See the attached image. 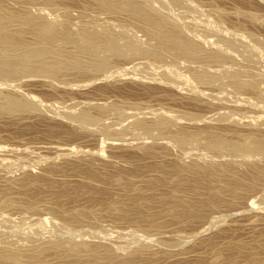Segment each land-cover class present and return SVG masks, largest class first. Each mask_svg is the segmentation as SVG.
<instances>
[{"label":"rangeland","instance_id":"rangeland-1","mask_svg":"<svg viewBox=\"0 0 264 264\" xmlns=\"http://www.w3.org/2000/svg\"><path fill=\"white\" fill-rule=\"evenodd\" d=\"M19 1L3 0L9 11L69 22L72 33L86 26L112 29L123 48L127 42L144 49L156 44L133 16L104 11L92 0ZM150 3L223 58L201 62L167 54L159 61L125 49L128 55L113 58L101 72L0 76V99L15 94L37 103L28 112H0V242L38 251L18 252L25 263L64 264L72 244L82 257L71 258L74 264L264 263V152H219L206 136L180 146L172 136L184 130H217L236 141L264 136V0ZM23 37L33 40L28 31ZM62 42L56 44L72 50ZM196 71L216 79L198 80ZM237 79L254 82V91H235L229 84ZM82 111L91 121L80 119ZM165 117L171 126L164 134L138 125ZM191 164L216 170L209 176L190 170Z\"/></svg>","mask_w":264,"mask_h":264},{"label":"bare ground","instance_id":"bare-ground-1","mask_svg":"<svg viewBox=\"0 0 264 264\" xmlns=\"http://www.w3.org/2000/svg\"><path fill=\"white\" fill-rule=\"evenodd\" d=\"M6 1V0H5ZM21 1V0H20ZM19 1V2H20ZM44 3H48V5L54 4V0H42ZM57 1V0H56ZM96 2L99 7H102V10L104 8V11L112 12V13H128L131 16H133L138 22H140L139 27H142L143 30L147 33L150 38L154 39V42L156 41V44L153 46V48L144 49L139 47L134 42H127L125 45L126 48H123L124 46H120V41L118 43V37L115 33L109 31H97L94 29H91L90 27L87 28L84 27L83 29L79 30L76 33H72L67 24L65 22L59 23L54 20H47L42 17H36L32 14L24 13L25 11L19 10L17 12L16 10L13 12V10L9 11L7 10L5 3L3 0H0V76L5 78H13L17 77V75H22L19 73L26 72V73H40L50 76L51 78H54L55 76L59 75L60 73L64 71H81V72H90V71H96L101 72L109 68L112 64V59L115 57H124L128 55L125 51V49H128L129 51H134L132 53L137 52L139 55H142L144 57H149L155 60H162L164 56L167 54H176L184 59H191L195 60L198 59L201 62L204 61H210V60H220L223 58L222 53L220 51L216 50H207L205 49L200 43L196 42L193 38H190L188 35H186L183 25H180L178 22L174 21L172 18H170L167 14L161 12L159 9L155 8L151 3L145 0V2L140 1H133V0H92ZM167 1V0H166ZM189 1V0H188ZM163 2V1H162ZM173 2V1H172ZM187 3V2H186ZM164 4V3H163ZM201 4V3H200ZM185 5V4H184ZM196 5V4H195ZM46 6V5H45ZM157 6V5H156ZM169 6V5H168ZM172 6V5H171ZM170 7V6H169ZM184 7V6H183ZM168 9V8H167ZM189 9V8H188ZM192 9V8H191ZM43 10V9H42ZM170 10V9H169ZM180 10V9H179ZM178 10V11H179ZM214 10V8H213ZM219 10V9H218ZM21 11V12H20ZM39 11H41L39 9ZM174 11V10H173ZM64 12V11H63ZM200 12V11H199ZM215 12V11H214ZM178 13V12H177ZM196 13V12H195ZM198 13V12H197ZM218 13V12H217ZM219 13L225 14L223 10H219ZM218 13V14H219ZM238 13V12H237ZM40 14V13H39ZM217 14V15H218ZM244 14V12H243ZM114 15V14H113ZM121 15V14H120ZM129 15V16H130ZM180 15V14H179ZM184 15V14H183ZM112 16V15H111ZM127 16V15H126ZM194 17V16H193ZM59 18V17H57ZM126 18V17H125ZM128 18V17H127ZM220 18V17H219ZM69 19V18H68ZM221 20V19H220ZM223 20V19H222ZM226 20V19H225ZM255 20V19H254ZM66 21V20H65ZM221 22V21H219ZM190 23V22H188ZM90 24V23H89ZM207 24V23H206ZM214 24V23H213ZM71 25V24H70ZM187 25V24H186ZM189 25V24H188ZM211 25V24H210ZM223 25V24H222ZM84 26V25H83ZM89 26V25H88ZM15 30H13L14 28ZM93 27V26H92ZM107 27V26H106ZM117 27V26H116ZM205 27V26H204ZM207 27V26H206ZM205 27V28H206ZM13 28V29H12ZM74 28V27H73ZM96 28V27H95ZM199 28V27H198ZM210 28V27H209ZM222 28V27H221ZM117 29V28H115ZM202 30V29H201ZM230 30V29H229ZM30 32L33 36V40L31 42L26 41L23 37L24 34ZM225 31V30H224ZM246 31V30H245ZM26 32V33H25ZM115 32V31H114ZM228 32V31H227ZM236 32V31H235ZM244 32V31H243ZM251 32V31H249ZM190 33V32H189ZM118 34V33H117ZM217 34V33H215ZM219 34V32H218ZM225 34V33H224ZM252 34V33H251ZM255 35V34H254ZM222 36V35H221ZM257 37V36H256ZM224 39V38H223ZM29 40V39H28ZM222 40V39H221ZM226 40H228L226 38ZM230 40V39H229ZM58 41H63L69 46L72 45V50H69V47H62L58 46ZM62 42V43H63ZM126 43V42H125ZM232 45L233 42L231 41ZM231 43L229 42V45L231 46ZM261 43V42H260ZM138 44H140L138 42ZM219 44V43H218ZM224 44V43H223ZM228 44V43H227ZM249 44V43H248ZM255 44V43H254ZM63 45V44H62ZM212 46V45H211ZM143 47V46H142ZM69 48V49H68ZM219 48V47H218ZM229 51V50H228ZM137 54V55H138ZM228 54V53H227ZM226 54V55H227ZM243 54V53H242ZM261 54V53H260ZM233 56V55H232ZM234 57V56H233ZM178 58V57H177ZM179 59V58H178ZM246 60V59H245ZM167 61V59H166ZM212 62V61H211ZM191 63V62H190ZM117 64V63H116ZM142 64V63H141ZM148 64V63H147ZM156 64V63H155ZM172 64V63H171ZM178 65V64H177ZM180 65V64H179ZM114 66V65H113ZM248 66V65H247ZM112 67V66H111ZM203 67V66H202ZM204 68V67H203ZM208 69V68H207ZM213 70V69H212ZM110 70H108L109 72ZM201 71V70H200ZM210 71V70H209ZM154 72V70H153ZM232 72V71H231ZM251 72V71H250ZM104 73V72H103ZM171 73V72H169ZM194 76L198 80L206 81V82H212L215 81L216 75L213 73H204V72H194ZM254 73V72H253ZM256 73V72H255ZM66 74V73H65ZM213 74V75H212ZM236 74V73H235ZM239 74V73H238ZM25 75V74H24ZM193 75V74H192ZM228 75V74H227ZM221 76V75H219ZM46 77V76H45ZM236 77V75H235ZM238 77V76H237ZM261 77V76H260ZM25 78V77H24ZM188 78V77H187ZM220 78V77H219ZM231 78V77H230ZM239 78V77H238ZM259 78V77H258ZM3 79V78H2ZM59 79V78H58ZM191 79V78H190ZM51 80V79H50ZM240 79L234 80L229 84L231 85V88L234 86L236 90H240L242 88L246 89H252L254 91L255 84L251 82H242L238 81ZM243 80V79H242ZM12 81V80H11ZM187 81V80H186ZM13 82V81H12ZM228 82V81H227ZM6 83V82H5ZM233 85V86H232ZM213 86V85H212ZM228 84L226 85V87ZM17 87V86H16ZM233 87V88H234ZM230 89V86L229 88ZM17 90V88H16ZM192 90V89H191ZM232 90V89H231ZM238 90V91H239ZM1 91V90H0ZM193 91V90H192ZM244 92V91H243ZM13 93V92H12ZM262 93V92H261ZM20 94V93H19ZM246 94V93H245ZM252 94V93H251ZM263 94V93H262ZM5 95V94H4ZM15 95V94H14ZM14 95H5L0 99V112H3L4 114H16L17 112L22 111H30V109H34L36 104L34 101L28 100L25 97L22 96H14ZM23 95V94H22ZM238 95V94H236ZM260 95V93H259ZM28 96V95H27ZM239 96V95H238ZM261 96V95H260ZM259 96V97H260ZM263 96V95H262ZM22 97V98H21ZM29 97V96H28ZM264 97V96H263ZM33 99V98H32ZM76 104V103H75ZM111 104V103H110ZM101 106V105H100ZM115 106V105H114ZM113 106V107H114ZM70 107V106H69ZM74 107V106H73ZM107 107V106H106ZM87 108V106H86ZM70 109V108H69ZM88 109V108H87ZM41 110V109H40ZM67 110V109H66ZM85 110V108H84ZM107 110V109H106ZM110 110V109H109ZM112 110V109H111ZM120 110V109H119ZM88 111V110H87ZM100 111V110H99ZM84 112V111H82ZM143 112V111H142ZM164 112V111H163ZM82 114V115H81ZM80 119L83 121L84 119L88 121H91L92 115L86 112L81 113ZM133 114V113H132ZM131 114V115H132ZM91 115V116H90ZM161 115V113H160ZM75 116V115H74ZM75 118V117H74ZM73 118V119H74ZM83 118V119H82ZM96 119V117H93ZM155 118V117H154ZM79 119V118H78ZM76 120V119H75ZM143 120V119H142ZM97 121V120H96ZM99 121V120H98ZM79 123V122H78ZM81 123V122H80ZM89 123V122H87ZM93 123V122H92ZM140 127L145 130H149L151 132V128L155 127L157 129L163 130V134L169 130L170 121L167 117L163 118L162 120L157 122H153L151 124L146 122H139ZM135 124V123H134ZM136 125V124H135ZM86 126V125H85ZM102 126V125H101ZM105 126V125H104ZM116 128V127H115ZM139 128V126H138ZM137 129V127H136ZM154 129V128H153ZM114 130V128H113ZM160 130V131H161ZM90 131V130H89ZM106 131V130H105ZM144 131V130H143ZM171 131V130H170ZM169 131V132H170ZM119 133V132H118ZM132 133V132H131ZM140 134V133H139ZM167 134V133H166ZM165 134V135H166ZM171 135V133H169ZM164 135V136H165ZM168 135V134H167ZM263 135V134H262ZM143 136V135H141ZM173 140H176V142L180 146H184L185 143H189L191 140L195 141L197 138L200 139L202 136H206V138L209 141V144L214 150L217 151H227L230 153H234L239 150L243 151L245 154L247 153H253V152H264V136H260L259 138L252 136H244L242 141H236L233 139L228 138L224 133L217 131V130H208V131H180L178 133L175 132L173 134ZM171 136V137H172ZM167 137V136H166ZM169 137V135H168ZM138 138V137H137ZM175 138V139H174ZM139 140V139H138ZM171 140V139H170ZM164 141V140H162ZM162 143V142H161ZM191 145V144H190ZM147 149V148H146ZM150 149V147H149ZM148 149V150H149ZM152 149V148H151ZM242 152V153H243ZM217 153V152H216ZM243 153V154H244ZM244 154V155H245ZM196 156V155H195ZM204 156V155H203ZM249 156V155H248ZM200 157V156H199ZM210 158V157H209ZM249 160V159H248ZM208 162V161H207ZM198 163V161H197ZM210 163V162H209ZM159 165V164H158ZM177 165V164H176ZM192 165V164H191ZM190 165V166H191ZM199 165V164H198ZM174 166V165H173ZM193 166V167H192ZM190 167V170H199L200 173H204L205 175H211L216 170V165L213 164H207V165H200L197 166L196 164L192 165ZM256 167V166H255ZM254 167V168H255ZM159 168V167H158ZM188 168V167H186ZM262 168V167H261ZM163 170V168H162ZM161 170V172H162ZM165 171L167 169H164ZM177 170V169H176ZM189 170V169H187ZM256 170V169H255ZM261 171V177H264V169ZM91 171V170H89ZM94 171V170H93ZM163 171V173L165 172ZM198 171V172H199ZM92 172V171H91ZM192 172V171H191ZM217 172V171H216ZM255 172V171H254ZM259 173V171H257ZM93 173V172H92ZM96 173V172H94ZM194 173V172H193ZM197 173V172H196ZM89 174H91L89 172ZM167 174V173H166ZM257 174V173H256ZM94 175V174H93ZM214 175V174H213ZM212 175V176H213ZM254 175V174H253ZM252 175V176H253ZM259 176V174H257ZM256 175V176H257ZM98 176V175H97ZM255 176V175H254ZM255 176V177H256ZM91 177V176H90ZM165 179V178H164ZM166 178V182H167ZM254 179V178H253ZM123 180V179H122ZM160 180V179H159ZM201 180V179H200ZM203 180V179H202ZM157 182V181H156ZM202 182V181H200ZM118 183V182H117ZM112 184V183H111ZM128 184V183H126ZM156 184V183H154ZM160 185V184H159ZM126 187V186H125ZM218 192V190H217ZM216 192V193H217ZM219 193V192H218ZM172 198L171 196H168ZM167 197V198H168ZM167 198H165L167 200ZM169 200V199H168ZM6 202V201H5ZM208 202V201H207ZM187 201L184 203V206H187ZM205 204H210L204 202ZM202 203V204H204ZM7 204V202H6ZM4 205V204H3ZM2 205V206H3ZM211 205V204H210ZM189 206V205H188ZM208 206V205H207ZM26 207V206H25ZM204 207V206H203ZM21 208V207H20ZM30 208V207H29ZM32 208V207H31ZM189 208H191L189 206ZM188 208V209H189ZM35 209V208H34ZM182 209H184L182 207ZM185 209H187L185 207ZM187 209V210H188ZM33 210V209H32ZM31 210V211H32ZM186 210V211H187ZM1 211V210H0ZM4 211V210H3ZM192 211V210H191ZM195 211V210H194ZM6 212V211H5ZM188 212V211H187ZM190 212V209H189ZM26 213V211H25ZM185 213V212H184ZM183 213V214H184ZM64 214V213H63ZM3 215V214H2ZM7 215V214H6ZM10 215V214H9ZM28 216V214H26ZM180 215V214H179ZM25 216V218L27 217ZM33 216V215H32ZM55 216V215H54ZM183 216V215H181ZM22 217V216H21ZM24 217V216H23ZM9 218V217H8ZM53 218V217H52ZM7 219V218H6ZM28 219V218H27ZM33 219V218H32ZM25 220V219H24ZM217 220V219H216ZM7 221V220H6ZM12 221V220H11ZM222 221V219H221ZM25 222V221H23ZM217 222V221H216ZM52 223V222H51ZM61 223V222H59ZM11 224V223H10ZM25 224V223H24ZM62 225V224H61ZM213 225V224H212ZM216 225V224H215ZM11 226V225H10ZM53 226V225H52ZM64 226V225H63ZM66 226V224H65ZM217 226V225H216ZM220 226V225H219ZM68 227V226H67ZM214 227V226H213ZM71 230V229H70ZM33 231V230H32ZM50 231V230H49ZM58 231V230H57ZM105 231V230H104ZM38 232V231H37ZM34 233V232H33ZM41 233V232H40ZM70 233V232H69ZM160 234V233H159ZM46 235V234H45ZM21 236V235H20ZM43 236V235H42ZM164 236V235H163ZM5 237V236H4ZM33 237V236H32ZM35 237V236H34ZM21 238V237H20ZM40 238V237H39ZM49 238V236H48ZM52 238V237H51ZM98 238V237H97ZM12 239V238H10ZM18 240V238H16ZM30 239V238H29ZM53 239V238H52ZM51 239V240H52ZM60 239V238H59ZM14 240V239H13ZM37 240V239H36ZM71 240V239H70ZM163 240V239H162ZM5 240H3L4 242ZM11 241V240H10ZM5 241L4 243L7 244L12 242ZM16 241V240H15ZM14 241V242H15ZM22 241V240H21ZM33 241V240H32ZM41 241V240H40ZM49 241V240H48ZM58 241V240H57ZM2 242V241H1ZM0 242V244H1ZM36 242V241H35ZM39 242V240H38ZM43 242V241H42ZM54 243H57L53 240ZM60 241H58L59 244ZM23 243V242H22ZM61 243V242H60ZM66 243V242H65ZM76 243V242H75ZM134 243V242H133ZM3 244V243H2ZM1 244L0 247V264H26L29 261L25 263L23 261V257H20L24 250L17 251L18 248H14L13 246L15 244H11L13 247L9 248L8 245ZM21 244V243H20ZM30 244V243H29ZM47 244V243H46ZM49 244V243H48ZM47 244V245H48ZM51 244V243H50ZM62 244V243H61ZM71 244V243H70ZM19 245V244H18ZM17 245V246H18ZM31 245V244H30ZM34 245V244H33ZM57 245V244H56ZM60 245V244H59ZM73 245V244H72ZM68 251L72 255L71 258H75L73 261H79L76 258H80L81 256V249H78L76 247H72ZM79 245V243H78ZM23 246V245H22ZM32 246V245H31ZM30 246V247H31ZM41 246V245H40ZM39 246V247H40ZM45 246V245H44ZM55 247V245H53ZM66 246V245H65ZM64 246V247H65ZM97 246V245H96ZM100 246V245H99ZM132 246V245H131ZM158 246V245H157ZM7 247V248H6ZM48 246H46L47 249ZM52 248V246L50 245ZM139 246H137V250L139 249ZM142 247V246H141ZM140 247V248H141ZM148 247V246H147ZM25 248V246H24ZM34 248V247H33ZM44 248V247H43ZM63 248V244H62ZM68 248V247H67ZM97 248V247H95ZM99 248V247H98ZM135 248V247H134ZM150 248V247H149ZM29 249V248H28ZM25 248L26 253L28 251ZM39 249V248H38ZM42 249V247L40 248ZM45 249V248H44ZM43 249V251H44ZM50 249V248H49ZM55 249V248H54ZM53 249V250H54ZM69 249V248H68ZM101 249V248H100ZM146 249V248H145ZM143 249V250H145ZM56 250V249H55ZM60 250V249H59ZM63 250V249H61ZM66 250V249H65ZM88 250V249H87ZM93 250V248L91 249ZM140 250V249H139ZM142 250V249H141ZM22 251L19 255L18 252ZM34 251V250H33ZM29 249L28 252L32 253ZM36 251V250H35ZM34 251V252H35ZM48 251V250H47ZM51 251V250H50ZM57 251V250H56ZM64 251V250H63ZM89 251V250H88ZM95 251V250H94ZM93 251V252H94ZM38 252V251H36ZM42 252V251H40ZM54 252V251H53ZM66 252V251H65ZM67 252V253H68ZM134 252V251H133ZM23 253V254H24ZM28 253V257H32L33 260L36 257L30 256L31 254ZM62 253V252H61ZM87 253V252H86ZM96 253V251H95ZM139 253V252H138ZM137 253V254H138ZM40 254V253H38ZM42 255L44 253H41ZM57 254V253H56ZM60 254V253H59ZM69 254V255H70ZM100 254V253H99ZM127 254V253H126ZM37 255V254H36ZM35 255V256H36ZM62 255V254H61ZM60 255V256H61ZM66 255V254H65ZM92 255V254H91ZM95 255V254H93ZM139 255V254H138ZM39 256V255H38ZM41 256V255H40ZM98 256V255H97ZM94 256L95 258L97 257ZM220 256V255H219ZM25 259L27 258L24 256ZM43 257V256H42ZM64 257V256H63ZM66 257V256H65ZM93 257V256H92ZM111 257V256H110ZM120 257V256H119ZM41 258V257H40ZM44 258V257H43ZM42 258V259H43ZM70 258V260H71ZM82 258V257H81ZM86 258V257H85ZM215 258V257H214ZM31 259V258H30ZM39 259V258H38ZM40 259V260H42ZM62 259V258H61ZM218 259V257H217ZM28 260V259H27ZM47 260V259H46ZM69 260V258H68ZM67 261L64 264H74L73 261ZM104 260V259H103ZM124 260V259H123ZM44 261V260H43ZM98 260H96L97 262ZM252 264H261V259L252 258L251 260ZM37 262V261H34ZM80 262V261H79ZM88 260L84 261L86 264ZM93 262V261H91ZM116 262V261H115ZM114 262V263H115ZM264 262V261H263ZM44 263V262H43ZM62 263V262H61ZM78 263V262H77ZM76 263V264H77ZM89 263V262H88ZM113 263V262H112ZM29 264V263H28ZM32 264V262H31ZM36 264V263H33ZM82 264V263H81ZM104 264V263H103ZM108 264V263H107ZM264 264V263H263Z\"/></svg>","mask_w":264,"mask_h":264}]
</instances>
